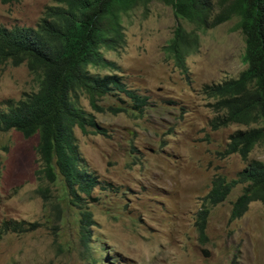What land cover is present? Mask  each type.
Returning a JSON list of instances; mask_svg holds the SVG:
<instances>
[{
	"label": "rangeland",
	"instance_id": "rangeland-1",
	"mask_svg": "<svg viewBox=\"0 0 264 264\" xmlns=\"http://www.w3.org/2000/svg\"><path fill=\"white\" fill-rule=\"evenodd\" d=\"M53 5V0L0 3V26L35 28ZM236 23L232 19L200 32L199 48L186 58L184 74L165 48L177 25L192 30L191 24L156 0L121 17L122 47L101 49L118 70L90 67L89 72L121 76L148 105L138 114L130 99L106 96L99 103L105 111L98 113L81 96V107L106 135H85L76 128L79 152L86 169L111 184L95 188L86 199L95 222L87 249L80 239V211L60 178L52 185L36 179L37 136L0 133V264H264L262 204L252 202L240 219L230 221L243 186L219 205L204 200L215 176L230 181L249 162H264V144H257L246 160L220 156L232 133L263 124L213 131V100L201 91L237 79L245 70L244 37ZM37 90L38 80L25 65L0 63V110L3 101ZM8 221L37 227L6 232Z\"/></svg>",
	"mask_w": 264,
	"mask_h": 264
},
{
	"label": "trees",
	"instance_id": "trees-1",
	"mask_svg": "<svg viewBox=\"0 0 264 264\" xmlns=\"http://www.w3.org/2000/svg\"><path fill=\"white\" fill-rule=\"evenodd\" d=\"M17 0H0L11 4ZM154 0H53L47 6L35 28L0 26V63L14 67L25 65L38 80V90L24 94L17 101L5 100L0 110V133L10 130L23 137L37 136L36 154L39 168L36 179L52 185L60 178L79 209V233L87 249L91 229L95 225L86 208L92 191L109 188L90 173L84 165L74 136L106 132L93 114L80 105L84 96L94 112H104L100 101L106 96H123L131 100V109L141 114L147 98L126 87L117 74H93L90 67L118 70L107 60L102 48L117 51L123 45L120 20L123 14L137 7H146ZM172 8L175 16L193 26L186 30L177 25L165 50L174 65L187 74L186 58L199 48V33L213 29L232 19L244 37L242 63L246 66L237 79L205 85L202 93L213 100L210 107L216 113L210 121L213 131L232 124L261 127L237 130L229 137L220 156L238 155L246 160L257 144H264V0H156ZM109 111L118 112L108 108ZM241 194L232 203L230 221L240 219L252 202L264 207V162L251 161L235 179L215 176L205 196L210 206L223 203L237 186ZM46 190V188H45ZM208 210L203 211L201 232ZM36 223L8 221L3 230L16 234L32 232Z\"/></svg>",
	"mask_w": 264,
	"mask_h": 264
}]
</instances>
